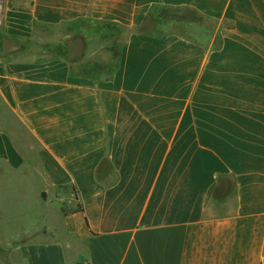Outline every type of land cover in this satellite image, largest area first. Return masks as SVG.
<instances>
[{
	"label": "crops",
	"instance_id": "crops-1",
	"mask_svg": "<svg viewBox=\"0 0 264 264\" xmlns=\"http://www.w3.org/2000/svg\"><path fill=\"white\" fill-rule=\"evenodd\" d=\"M82 22L128 30L108 75ZM0 116V264L264 263V0H0Z\"/></svg>",
	"mask_w": 264,
	"mask_h": 264
},
{
	"label": "rangeland",
	"instance_id": "rangeland-1",
	"mask_svg": "<svg viewBox=\"0 0 264 264\" xmlns=\"http://www.w3.org/2000/svg\"><path fill=\"white\" fill-rule=\"evenodd\" d=\"M80 32L81 37L85 42V54L81 60L87 58V52L90 53L91 57L93 58L92 61H86L87 69L83 70V73L89 75H99L105 74L108 75L113 68L118 51L121 47V44L125 38L126 32L121 30L120 28L108 25V24H99V23H92V22H82L80 24ZM53 34L50 32H42L39 44L36 47H43L48 46L49 44H53L56 40ZM62 51L65 50V44L62 43ZM55 53L45 54L44 56H54ZM7 122V123H6ZM11 126V120H4L3 117L0 116V125ZM13 135L17 139L19 145H24L27 140L25 137L20 133V130L17 128L12 130ZM22 146V147H23ZM26 153V152H25ZM27 157L32 161L31 166L28 164L24 170H32L35 168V146L32 149L28 150L26 153ZM7 198L8 206L11 208V201L14 200V192L9 194V196H5ZM45 198V196H44ZM54 201L56 207L60 208L64 212L70 210V202H72V197L68 195V192L63 189H57L54 193Z\"/></svg>",
	"mask_w": 264,
	"mask_h": 264
},
{
	"label": "water",
	"instance_id": "water-1",
	"mask_svg": "<svg viewBox=\"0 0 264 264\" xmlns=\"http://www.w3.org/2000/svg\"><path fill=\"white\" fill-rule=\"evenodd\" d=\"M20 49V46L4 39L2 41V53L1 57H5L11 52H15ZM66 54L69 62L74 63L83 58L85 54V42L81 36H76L67 40L66 42Z\"/></svg>",
	"mask_w": 264,
	"mask_h": 264
},
{
	"label": "trees",
	"instance_id": "trees-1",
	"mask_svg": "<svg viewBox=\"0 0 264 264\" xmlns=\"http://www.w3.org/2000/svg\"><path fill=\"white\" fill-rule=\"evenodd\" d=\"M166 14H167V13H166ZM162 16H165V14L163 13ZM170 17H171V15H168V16H167L168 20H170ZM170 21H172V22H176L174 19H172V20H170ZM170 21H168V23H169ZM148 22H149V21L147 20V23H148ZM147 23H146V24H147ZM146 24H145V27H144V28H146ZM108 25H109V24H108ZM111 26H112V25H111ZM114 27H117V26H114ZM117 28H120L121 30L125 31L126 33H127V31H128V30L125 29V28H121V27H117ZM86 69H87V68H86ZM86 69H81V74H83V75H87V76H91V77H95V75L93 76V75H89V74L83 73V70H86ZM71 191H72V193H73V195H74L75 200L77 201V200H78V194H77V192L75 191L74 188H72ZM81 210H82V207H81V205L78 203L77 206H76V208L74 209V211H81ZM61 212H62L63 214L67 213V212H64L63 210H61Z\"/></svg>",
	"mask_w": 264,
	"mask_h": 264
},
{
	"label": "built area",
	"instance_id": "built-area-1",
	"mask_svg": "<svg viewBox=\"0 0 264 264\" xmlns=\"http://www.w3.org/2000/svg\"><path fill=\"white\" fill-rule=\"evenodd\" d=\"M262 264H264V263H262Z\"/></svg>",
	"mask_w": 264,
	"mask_h": 264
}]
</instances>
